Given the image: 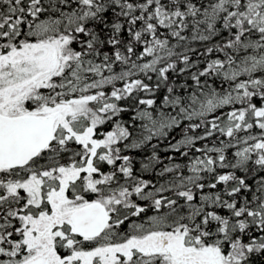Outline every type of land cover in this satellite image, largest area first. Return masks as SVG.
<instances>
[{
	"label": "snow or ice",
	"instance_id": "6c2138e0",
	"mask_svg": "<svg viewBox=\"0 0 264 264\" xmlns=\"http://www.w3.org/2000/svg\"><path fill=\"white\" fill-rule=\"evenodd\" d=\"M0 264H264V0H0Z\"/></svg>",
	"mask_w": 264,
	"mask_h": 264
}]
</instances>
